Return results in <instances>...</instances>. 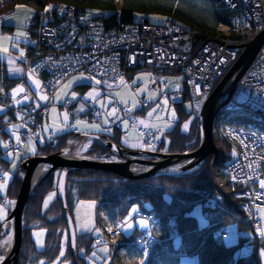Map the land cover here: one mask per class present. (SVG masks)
I'll list each match as a JSON object with an SVG mask.
<instances>
[{
  "label": "trees",
  "instance_id": "1",
  "mask_svg": "<svg viewBox=\"0 0 264 264\" xmlns=\"http://www.w3.org/2000/svg\"><path fill=\"white\" fill-rule=\"evenodd\" d=\"M121 1V4H120ZM18 3H25L36 10L34 18L47 5L70 4L77 8L80 15L99 18L108 27L126 25L135 17H144L151 14L163 15L166 20L171 19L176 25L201 32L204 35H214L218 27L227 23L236 30L233 38L249 37L250 31H242L241 22L237 13L229 11L220 0H5L0 4V17L4 13L13 12ZM14 26H4L5 31H12ZM243 32V33H242ZM204 36L198 37L201 43ZM26 45V43H25ZM149 70L139 66L129 69L128 78L136 73ZM155 71L165 73H181L182 68H156ZM18 77H11L7 64L0 56V87L10 90L18 83ZM89 85H77L76 89L85 93ZM187 98L188 94L184 90ZM76 106V105H75ZM178 119L173 127L166 131V139L156 151L164 152H191L201 144L202 129L200 117L193 116L188 131H183V123L192 116L188 106L175 103ZM74 106L70 111L73 113ZM229 105L222 107L215 121V140L219 153L209 156L198 169L180 175H159L152 178L130 180L111 172L97 169H75L67 177V203L72 214L75 203L91 201L96 204L95 228L100 230V235L107 238L111 245L122 243L125 252L117 251L113 256V264H188V259L180 254L197 256V264H262L260 250L264 246L263 240L257 233L253 240L240 238L239 243L227 245L226 240L220 243L216 240L217 231L223 230L230 224H238L239 229H249L251 225L242 221L246 216L243 196L244 185L232 180L226 169L232 160V142L226 137V132L232 126H251L264 131L263 125L250 124L242 115L234 112ZM6 113L0 115V128L6 123ZM231 118H228V116ZM225 118V120H224ZM223 125L220 126L221 121ZM45 119L39 118L43 126ZM110 139L120 145V128L113 134H108ZM0 142V180L1 173L9 170L12 160L8 159L9 152L3 142L10 137L8 131H3ZM76 137V134L66 131L56 134L53 140L40 137L37 143L36 155H50L62 150L67 141ZM0 140V141H1ZM108 149L97 142L92 150L95 153H107ZM20 160V165L25 160ZM20 165L9 181L5 195L0 193V203L6 198L15 200L21 186ZM60 170L49 173L29 198L24 211V230L22 249L19 264L43 261L50 264L60 257L62 249L64 255L60 262L67 264H88L80 255V250L85 248L92 257L93 232L77 235V248L73 251L67 233L66 213L61 200L57 196V182ZM49 205L44 206L45 199L51 194ZM201 206L205 218L204 226L191 211ZM133 207L141 214L148 216L153 229L146 239L139 243V236L148 233L149 228L135 229L126 234L119 231L115 237H110L108 228L113 224L125 223L134 213ZM134 217V216H133ZM129 221H133L130 220ZM128 221V222H129ZM31 226V227H28ZM1 227L0 221V255H1ZM177 228L178 235L173 229ZM38 228L47 229L45 246L38 249L33 231ZM98 236V235H97ZM249 244L252 250L248 255L239 253L242 244ZM148 252L145 253V248ZM100 264V260H98Z\"/></svg>",
  "mask_w": 264,
  "mask_h": 264
},
{
  "label": "built area",
  "instance_id": "2",
  "mask_svg": "<svg viewBox=\"0 0 264 264\" xmlns=\"http://www.w3.org/2000/svg\"><path fill=\"white\" fill-rule=\"evenodd\" d=\"M220 1L229 11L237 13L240 28L243 32L250 31L249 37L242 32L243 36L233 38L236 27L227 23L221 24L214 35L181 28L171 20L155 24L143 17H135L132 22L120 27H108L101 19L77 14V9L70 4L44 7L38 17L27 25V58L24 62V77L19 82L24 91L12 99L4 90H0V101L20 111L24 119L10 117L3 129L19 126L22 141L28 138L36 140L41 135L39 116H45L50 101L39 100L27 82L29 73L43 79L44 87L51 97L75 73H88L111 85L123 80L129 68L139 65L154 68L181 65L192 110L200 115L202 110L197 104L202 107L215 84L239 57L245 43L264 30V0ZM4 2L0 0V4ZM202 36L205 39L198 43L197 38ZM151 76V86L161 92L162 97L170 96L177 101L184 99L181 93L162 92L157 74L151 71ZM229 103L232 110L247 118L250 124L264 126V45L237 82ZM114 105L119 106V103L115 101ZM151 105L152 102H148L144 107ZM121 108L128 116L130 106ZM99 116L100 112L97 111L89 119L95 121ZM118 126L119 123H111V127ZM230 129L226 137L232 142L235 155L227 167V173L232 179L235 177L234 181L244 185L247 213L244 220L251 221L258 230L263 226L259 209L264 207V188L260 186L264 180V131L253 125L232 126ZM141 134L144 146H156L163 141L161 133L157 131L143 129ZM53 138L54 135L49 133L48 139ZM91 143V139H84L80 145L86 148L80 152H86ZM11 147L14 153L20 151L17 143H12ZM112 229L110 237L113 238L121 228L117 225ZM241 234L252 236L249 231H242ZM225 236V229L215 234L218 242ZM143 239L142 236L139 241ZM95 242L102 243L103 239L98 237Z\"/></svg>",
  "mask_w": 264,
  "mask_h": 264
},
{
  "label": "rangeland",
  "instance_id": "3",
  "mask_svg": "<svg viewBox=\"0 0 264 264\" xmlns=\"http://www.w3.org/2000/svg\"><path fill=\"white\" fill-rule=\"evenodd\" d=\"M36 14V10L25 3H18L13 12L4 13L0 17V56L6 62L9 75L11 77H23L24 68L23 62L27 58V49L25 43L27 42L25 28L28 20H32ZM152 22L163 23L166 18L163 15L158 14H151L147 16ZM4 26H14L12 31H5ZM21 33L22 35H18ZM254 38V37H252ZM251 38V39H252ZM249 39L247 42H249ZM246 42V43H247ZM245 43V44H246ZM7 49V51H3V49ZM23 51L24 55L21 56L20 53ZM16 69H20V71H16ZM83 76V79H74ZM159 79L161 81V90L162 92H182L185 90V82L184 76L182 73H159ZM31 86L35 90L38 98L42 102L50 101V107L48 108L47 113L40 115L39 118L42 119L46 118L45 123L43 126L45 131L48 132L49 130L54 131L56 134H60L66 132L69 129V125L73 124L75 128L78 129L81 133H93V134H113L115 130H110L108 128L109 123L112 120L120 122V137L122 143L130 148V149H142L143 145L141 142V128H149L153 130H159L161 133H165L166 131L170 130L174 122L178 119V111L176 110L174 100L168 97H162L161 92L154 89L151 85L153 80L151 75L149 74L148 70H143L135 75L132 78H126L120 84L112 86L103 83L100 80L94 79L92 76L88 74H75L70 76L63 84L57 89V91L50 97L47 93L43 79L37 78L31 75V77L27 76ZM34 80H38L40 82L39 89L37 88L36 84L33 82ZM69 81H72L70 87H65L68 85ZM87 84L89 85L88 89L85 93H81L79 90L76 89L77 85ZM17 86V87H16ZM13 89H17L19 84L17 83ZM13 96V90L9 93L12 98H15L18 94ZM75 93V95H73ZM89 93H94V95H89ZM41 96H46L47 99H41ZM49 98H51L49 100ZM167 100V103H165ZM68 101L76 102V106L73 108L75 109L76 113L79 114H86L88 112V105L90 104L93 107H96L98 110L102 112V119L101 121L95 123H91L93 121H89L84 118L75 119L71 115L69 111L70 108L67 107L66 103ZM117 101L121 106L127 107L128 105L131 106L130 112L131 115L128 118H124V111L120 106H115L113 103ZM144 101H153L155 104L150 108L143 109V102ZM135 102V103H134ZM8 105L0 102V115L5 113L8 110ZM112 109H116V114L109 116L108 113L112 111ZM65 113H67V120L64 119ZM151 113V115H149ZM24 114V113H22ZM17 115L20 116V119H24L23 115L17 111ZM193 115L187 119L183 125V131H188L190 123L192 121ZM143 121V123H140ZM79 122V123H78ZM126 122V123H125ZM6 124V123H5ZM187 124V127H185ZM16 126H10L7 128L8 132L10 133V140L7 142H3V145H7L5 149L8 150L9 143L13 140H17V136L20 137L19 130ZM3 130L0 131V135L2 136ZM0 136V140H1ZM166 136V134H165ZM29 139V138H28ZM22 141L19 139L17 140V144L21 145L22 152L19 155H14L12 151L9 150L8 152V159L12 160V164L9 170L3 171L1 173L2 178L0 180V193L5 195L7 192L8 184L13 174L17 171L20 160L23 157L28 159L30 156H34L37 153V143L36 141L31 140V144L35 145L36 151L32 153L29 151L31 147L30 140ZM2 143V140L0 141ZM49 197V196H48ZM48 197L46 199H48ZM45 199V200H46ZM51 200V199H50ZM48 201V205L49 202ZM47 205V206H48ZM11 206V205H10ZM9 207V205H8ZM5 204L0 203V209H2V213H0V221L4 222L9 214V209ZM264 209V208H261ZM260 209V211H261ZM95 210L96 204L91 201H80L75 203V207L73 210V215L75 218V225L77 229V233H87L93 232V234L100 235V230L96 231L95 228ZM262 213V212H261ZM191 214L196 216L200 221L201 225H206L205 218L202 213L201 206H196L194 210L191 211ZM264 217V213H262ZM145 219L137 218L136 220L131 221L132 227L126 228L123 225V232L126 234L132 233L135 229H146L148 226V221L145 226L140 225V221ZM128 222V221H127ZM264 225V222H263ZM86 226V227H82ZM229 230V237L226 240L227 245L237 244L240 241L239 235L237 234L239 231L238 224H230L228 226ZM174 235H178L177 228L173 229ZM260 233V232H259ZM47 234V229L45 228H38L33 231V237L36 242V246L38 249H42L45 246V237ZM261 239L263 240L264 244V237L259 234ZM107 251H103L105 246H100L94 249L96 253L95 256L92 257L98 260H102L103 264H108L107 257L111 253H114V247L108 245ZM252 250V246L245 243L242 244L239 248V253L242 255H248ZM264 250V246L261 248ZM260 250V255H261ZM126 251V249H124ZM123 251V252H124ZM262 264H264V255H261ZM95 261L93 264H98ZM198 262L197 259L194 258L190 263L196 264ZM55 262L54 264H56ZM29 264H43V261L38 262H29ZM67 264V263H61ZM101 264V263H100Z\"/></svg>",
  "mask_w": 264,
  "mask_h": 264
},
{
  "label": "water",
  "instance_id": "4",
  "mask_svg": "<svg viewBox=\"0 0 264 264\" xmlns=\"http://www.w3.org/2000/svg\"><path fill=\"white\" fill-rule=\"evenodd\" d=\"M264 45V30L259 32L244 45V49L229 70L217 83L205 102L201 114L202 138L200 146L191 152H157L144 149H130L113 142L108 135L79 133L77 139L67 144L62 150L50 155L31 156L20 165L24 172L21 186L15 201V206L6 220L2 223L1 236L7 230L13 231V244L10 252L4 256L1 264H19L23 241L24 211L29 198L42 180L51 172L60 170L57 182V196L61 200L66 213L67 232L73 251L77 248V229L74 218L68 210L67 177L71 170L97 169L111 172L130 180L152 178L159 175H180L197 169L209 156L216 159L219 148L215 140L214 125L220 108L230 102L235 92L237 82L256 59ZM104 141L109 154L108 161L88 155L72 154L75 147L84 139ZM45 166L46 173L38 178V170ZM61 187L63 190L61 191ZM74 235V241H73ZM2 240V239H1Z\"/></svg>",
  "mask_w": 264,
  "mask_h": 264
},
{
  "label": "bare ground",
  "instance_id": "5",
  "mask_svg": "<svg viewBox=\"0 0 264 264\" xmlns=\"http://www.w3.org/2000/svg\"><path fill=\"white\" fill-rule=\"evenodd\" d=\"M74 6V5H73ZM75 8H76V6H74ZM77 9V8H76ZM77 14H79L78 12H77ZM26 26H27V24H26ZM234 27V26H233ZM235 30H233V32H234ZM243 51V50H242ZM260 51H261V49H260ZM260 51H259V53H260ZM258 53V54H259ZM258 56V55H257ZM181 65H177V66H172V67H180ZM180 68H182V67H180ZM182 72H183V70H182ZM181 72V73H182ZM75 74H80V73H75ZM74 74V75H75ZM82 74H88V73H82ZM149 74H151V72H149ZM88 75H90V74H88ZM91 76V75H90ZM94 78V77H93ZM94 79H97V78H94ZM98 80V79H97ZM105 84H107V83H105ZM119 83H115V84H111L112 86H115V85H118ZM107 85H109V84H107ZM7 91H9V90H7ZM187 94H188V96H190V94H189V91H187ZM183 95H185V93L183 94ZM209 98V97H208ZM207 98V99H208ZM182 105H186L187 104V102H186V100L185 99H183L182 101H179ZM197 105H199L198 106V108L200 107L201 108V110H203V108H204V105H205V103L202 105V107H201V104H197ZM20 112V111H19ZM20 114H21V112H20ZM9 115H11L13 118H19L20 116H18L17 115V111H15V110H13V109H11V110H9ZM84 119H87V117H83ZM88 120V119H87ZM91 123H95L94 121L93 122H91ZM16 127H18V128H20L19 126H16ZM214 128H215V126H214ZM21 130V129H20ZM20 130H19V133H20ZM214 132H215V129H214ZM231 132V129L229 128L228 130H227V134L228 133H230ZM10 134V133H9ZM25 142V141H24ZM101 144H104V141H101L100 142ZM105 146V145H104ZM86 148V146L84 147V146H81V147H76V149H75V151H73L72 152V154H75L76 152H79L80 150H83V149H85ZM110 152H109V150H108V152L107 153H95L94 154V158H101V159H103V161H108L107 159H108V157L107 156H109L110 154H109ZM110 159V158H109ZM25 161V160H24ZM46 171H47V168L45 167V166H42L39 170H38V173H37V176H38V178H40V177H42L45 173H46ZM20 174H21V177L23 176V174H24V172L22 171V170H20ZM13 206H9L8 207V209H9V214L11 213V211L13 210ZM9 214H8V216H9ZM244 222H246V221H244ZM3 223V222H2ZM124 223H117V224H114V226H122ZM28 227H31V226H28ZM23 230H24V224H23ZM110 233V232H109ZM13 231L12 230H7L5 233H4V235H3V237H2V240H1V249H2V256H0V257H3V259H4V256L5 255H7L9 252H10V250H11V247H12V244H13ZM115 237V236H114ZM184 255H187V254H180V256H184ZM2 259V260H3ZM2 260H0V264L2 263Z\"/></svg>",
  "mask_w": 264,
  "mask_h": 264
},
{
  "label": "snow or ice",
  "instance_id": "6",
  "mask_svg": "<svg viewBox=\"0 0 264 264\" xmlns=\"http://www.w3.org/2000/svg\"><path fill=\"white\" fill-rule=\"evenodd\" d=\"M51 7H52V5H49V6H48V8H51ZM47 10H48V9H45V11H47ZM18 35H22V34H21V33H18ZM3 51L6 52L7 49L5 48V49H3ZM20 55H21V56L24 55L23 51H21ZM16 71H20V69H16ZM29 76L31 77V73H29ZM74 79H83V76H81V77H79V78H74ZM33 82L36 84L37 88L39 89V87H40V82H39L38 80H34ZM71 84H72V81H69L68 85H65V87H70ZM23 91H24L23 87H18L17 89H14V90H13V96H15L17 93H19V92H23ZM197 91H199V87H198V86H197ZM73 95H75V93H73ZM89 95H94V93H89ZM24 98L27 99V98H28L27 95H25ZM40 98H41V99H47L46 96H41ZM17 102H19V101H17ZM134 103H135V102H134ZM165 103H167V100H165ZM197 106H199V105H197ZM116 111H117L116 109H112V111H111L110 113H108V115H109V116L115 115V114H116ZM149 115H151V113H149ZM67 118H68V117H67V113H65L64 119L67 120ZM78 123H79V122H78ZM125 123H126V122H125ZM140 123H143V121H141ZM185 127H187V124H185ZM19 139H20V137L17 136V140H18V141H19ZM241 143H243V141H241ZM30 144H31V140H30ZM5 147H7V145H5ZM29 151H31L32 153H35L36 148H35V145H34V144H31V147L29 148ZM233 155H235V152H233ZM249 167H251V165H249ZM233 179H235V177H233ZM260 186H261L262 188H264V180H262V181L260 182ZM0 187H3V185H0ZM62 190H63V188L61 187V191H62ZM54 195H55V193H51V194L49 195L48 199L45 200V202H44V206H45V207H47V205H48V201H49ZM9 203H11V202H9ZM93 203H94V202H93ZM2 211H3V210L0 209V213H2ZM132 211L135 212V211H136V208L133 207ZM261 212L264 213V209H261ZM139 223H140V225L143 227V226H145V225L147 224V221L141 220ZM124 226H125L126 228H131V227H132V223H131L130 221H129V222H126ZM82 227H86V226H82ZM96 231H99V229H96ZM108 231H109V232H112L113 229H112L111 227H109V228H108ZM258 231L260 232L261 236L264 237V227L258 228ZM74 239H75V238H74V235H73V241H74ZM103 251H107V247H106V246H105V248L103 249ZM60 255L63 256V255H64V252L61 251ZM92 255L95 256L96 253L93 252ZM261 255H264V250H261ZM2 259H3V257H0V260H2ZM141 264H143V262H141Z\"/></svg>",
  "mask_w": 264,
  "mask_h": 264
}]
</instances>
